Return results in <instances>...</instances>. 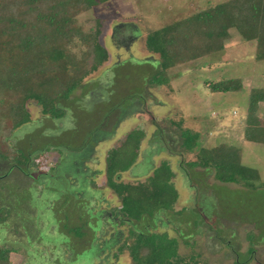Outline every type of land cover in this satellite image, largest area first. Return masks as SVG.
Here are the masks:
<instances>
[{
	"label": "rangeland",
	"instance_id": "obj_1",
	"mask_svg": "<svg viewBox=\"0 0 264 264\" xmlns=\"http://www.w3.org/2000/svg\"><path fill=\"white\" fill-rule=\"evenodd\" d=\"M11 1L24 2L0 0V15ZM223 1L226 0H109L77 16L76 30L87 31L99 25V41L108 58L85 77L69 100L60 101L68 109L60 121L43 117L42 106L35 99H29L25 103L29 122L13 128V105L18 97L0 83V206L2 211L9 207L12 212L23 206L37 208L45 223L39 231L34 223L24 224L22 229L21 223L11 219L5 230L0 229V244L11 248V264L28 262L33 257L27 253L38 250L42 251V257H53L52 250H55L56 256L70 259H76V253L83 252L76 261L67 264H135L123 246L131 241V231H157L159 226H164V232L177 238L180 255L186 259L194 258L198 264H237L238 261L264 264V188H249L231 182L217 185L212 168L207 171L200 167L187 168L186 172L182 156L184 148L179 144L178 133L185 124L199 132L198 146L210 147L226 142L240 147L242 162L257 169L260 181L264 182V144L244 140L242 136L247 94L251 87L264 86V60H255V42L246 41L234 28L230 29V36L220 50L191 60L183 57L177 61L173 56L176 62L164 69L168 84L148 85V80L159 75L161 69L159 53L148 47L155 45L149 34ZM16 13L28 24V31L39 26L26 8L20 6ZM119 24L124 25L117 28ZM129 36L132 39L127 41L126 49L123 39ZM2 37L0 34V44L13 45L12 37ZM81 47L73 49L76 56L83 51ZM2 59L7 60L5 53ZM10 64L13 66V62ZM222 77H240L243 89L223 93L212 92L203 86L206 79ZM89 89L93 93L87 96ZM135 93H142L147 101L140 103L136 110L143 112L137 119L138 125L148 131L156 127L153 137H160L152 151H147L152 138L146 141V154H178L175 159L177 171L173 176L179 188V200L173 208L155 213L146 220H129L120 214L121 199L111 190L105 173L101 172L99 174L104 175H99L91 188L112 202H106V205L100 201L86 181L95 179L91 174L93 170L83 164L87 154L76 149L78 145L89 148L90 141L97 142L106 137L101 125L107 115L110 112L108 120L111 123L107 120L105 127L110 129L129 113L122 106L117 113V106ZM160 106L165 111L157 112ZM257 114L264 117V101L259 104ZM169 120L175 123L181 120L182 126L169 124ZM132 125L136 126L129 121L123 129ZM119 140L107 143L99 152L106 154L107 148L116 146ZM60 149L65 152L63 158L58 152ZM21 153L29 159H23L19 156ZM196 153L194 149L186 159H196ZM97 167L102 169L101 164ZM42 171L48 172L47 177L38 175ZM197 182L200 191L204 189L203 184L206 186L205 192L200 194L193 189L195 193L190 194H196V197L191 198L189 187L195 183L197 188ZM89 202L94 205L93 211L86 205ZM19 213L21 211L16 213L17 217ZM109 213L114 214L111 219ZM192 223L200 232L193 230L197 226ZM76 226L81 228L82 236L72 232ZM204 227H207L205 231ZM193 235L192 244L186 237ZM249 237L254 243V251L250 254L247 252ZM105 241L111 245L104 247ZM55 245L59 249L56 250Z\"/></svg>",
	"mask_w": 264,
	"mask_h": 264
},
{
	"label": "trees",
	"instance_id": "obj_2",
	"mask_svg": "<svg viewBox=\"0 0 264 264\" xmlns=\"http://www.w3.org/2000/svg\"><path fill=\"white\" fill-rule=\"evenodd\" d=\"M107 1L109 0H24L21 3L11 1L3 8L0 34L4 36L3 39L12 37L13 45L0 44V83L18 97L13 105V128L29 122L25 106L29 99H35L42 106V113L53 118L63 117L65 110L58 102L68 99L85 77L107 60V51L99 41V25L87 31L76 30L74 26L77 16ZM20 6L34 15L39 25L36 29L33 27L28 31V24L18 17L16 10ZM233 28L246 41L255 42V60H264V0H226L211 4L149 34V39L155 45L150 44L148 47L159 53L161 69L159 75L148 81L153 85H167L168 77L164 69L176 62L172 59L173 56L176 60H183V57L191 60L213 50H220L230 36L229 30ZM78 46H82L83 51H79V56H76L73 49ZM4 53L7 60L2 59ZM203 86L212 92L223 93L243 89L240 77L206 79ZM247 101L243 139L264 144V117L257 114L259 104L264 101V86L251 87ZM142 135L141 130L131 131L125 141L109 150L107 155V184L121 199V207L118 209L120 214L129 220H140L143 215L152 216L155 211L171 209L178 196L171 182L174 173L167 160L161 161L144 182L131 184L113 179L135 162L136 149ZM179 137L184 150L191 151L199 145V132L190 128L181 129ZM196 152V160L189 163L190 167L212 168L215 178L221 182L264 188L257 169L242 162L240 147L220 142L210 147L201 145ZM19 156L29 159L23 153ZM38 175L47 177L48 172L42 171ZM94 193L106 204L104 195L99 196L98 190ZM93 204L96 205L97 202L94 201ZM93 204H86L90 211H93ZM17 208L21 211L18 217V211L12 212L9 207L2 211L0 206V229L5 230L11 219L21 223L22 229L27 223H34L39 231L42 229L45 223L37 208ZM107 215L109 219L112 218L110 213ZM100 220L102 223V219ZM132 231L131 241L123 246L135 264H198L194 258L186 259L179 254L176 237H171L166 232ZM72 232L76 236L83 235L81 228L77 226ZM102 245L110 246L111 243L105 241ZM58 246H54L56 250L59 249ZM52 251L53 257H42L43 253L39 250L28 252L33 258L28 262L24 261V264H67L76 261L78 255L83 253L80 251L76 253V259H70L59 254L56 256V251ZM253 251L250 239L247 252L250 254ZM10 252V247L0 244V264H11ZM39 255L41 257H36ZM237 264L249 263L238 261Z\"/></svg>",
	"mask_w": 264,
	"mask_h": 264
},
{
	"label": "crops",
	"instance_id": "obj_3",
	"mask_svg": "<svg viewBox=\"0 0 264 264\" xmlns=\"http://www.w3.org/2000/svg\"><path fill=\"white\" fill-rule=\"evenodd\" d=\"M148 85H153V84H151L149 81H148ZM92 85V84H91ZM90 86V85H89ZM142 90H144L143 91V94L145 93V85H144V87H142ZM93 92H90V89H89V91H88V94H87V96H90L91 94H92ZM71 98V95H70V97L68 98V99H66V100H69ZM61 101V100H60ZM60 101L58 102V104L60 105V106H62L61 105V103H60ZM148 102H150V100L148 101ZM140 103L142 104V103H147V101H145L144 100V98H143V96H142V93H135L133 96H131V97H128V99H126V100H124V101H122L121 102V104L120 105H118L117 106V108H118V110H117V113H120V111H119V107L120 106H122L124 109H127V111H129V113L127 112V114H126V116H125V118H123V119H121L120 121H117L116 123H114V124H117L116 126H115V130H113V127H114V124H110L111 122L108 120L109 118H110V116L111 115H109L110 114V112H109V114L107 115V118H106V121L108 120L110 123H109V126L111 125L112 127H110V129H108V128H106L105 126L107 125V123H106V121L101 125V127H102V130L103 131H106V133H107V135H106V137H104V138H101V139H99V140H97V142H92V141H90V143H91V147H89V148H87V147H84V148H81V147H83V146H81V147H79V145L76 147V149H77V151H84V152H86V156L85 157H83V158H85L84 159V161H83V164L84 165H86V166H88V167H90L91 169L90 170H93V172L91 171V174L95 177V179L94 180H90V179H86V181L88 182V183H90V189L93 191V192H95L96 190H95V188H91L92 186H91V184H93V182H95L96 183V179H97V177L99 176V175H104V174H99L100 172L101 173H105V177H107L106 176V167H107V155H108V152H109V150H111V149H113V148H116V147H118V146H120L124 141H125V139L127 138V136H128V134L131 132V131H133V130H141V131H143V135H142V137L140 138V140H139V143H138V147H137V149H136V151H137V156H136V160H135V162L132 164V166L129 168V169H127V170H125V171H121V172H119L118 174H116L115 175V177L113 178L114 180H116V181H121V182H123V183H131V184H135V183H138V182H144L145 181V179L149 176V175H151L152 174V171H153V169L154 168H156L157 166H159V164L161 163V161H163V160H167L168 162H169V164L171 165V169H172V171H173V173H174V175H176V171H177V168H176V163H175V159H177V157H178V154H177V152H165L166 153V155H164V154H158V155H156L155 154V152H151V154H149V153H147L146 154V148H145V144H146V141H148L149 142V139L150 138H152L151 139V143H149L150 145H149V147L147 148L148 150L147 151H152V150H154L155 149V145L154 144H158V141L160 140V137H156V136H154L153 137V135H154V133L153 132H155V130H156V127H154V128H149V131L148 130H146V127L145 128H142V127H140L138 124L140 123V121L139 120H137V119H139V116H140V114L141 113H143V112H140V111H138V112H136V110H138L137 108H138V105H140ZM132 104V106L134 107L133 109H130L129 108V106ZM137 105V106H136ZM63 107V106H62ZM64 108V107H63ZM159 108V107H158ZM157 109V108H156ZM64 110H65V114H64V116H66L67 115V108H64ZM113 111V109L111 110V112ZM135 111V112H134ZM161 111H165V108L164 107H162V106H160V109H158V111L157 112H161ZM135 113V114H134ZM42 115H43V117L44 116H47V117H49V118H51L52 120H58V121H60V120H62L63 118H64V116L63 117H59V118H53L51 115H49V114H44V113H42ZM71 115L73 116V114H72V112H71ZM146 115V114H145ZM167 119V118H166ZM169 119H171V116H170V118ZM118 120V119H117ZM123 120V122H121ZM145 119H144V117H142V121H144ZM131 122V123H135L136 124V126H131L130 128H127V129H123L124 128V126L127 124V122ZM181 122V120H179L178 121V123H175V122H172V120H169V124H172V125H174V124H178V126L179 125H181V124H179ZM47 123H50V122H47ZM182 126V125H181ZM180 126V127H181ZM97 127V126H96ZM96 127H94V128H96ZM184 128H190V129H192L193 131H196L193 127H189V126H187V125H185L184 124V126H182L181 128H180V130L181 129H184ZM91 130H92V128H91ZM161 132H164L163 130L161 131ZM153 133V134H152ZM179 134H180V131L178 132ZM169 134H170V132H169ZM242 136H243V134H242ZM117 138H119L120 140H119V143L116 145V146H111V147H108L107 148V152H106V154L104 153H101V151L99 152V149H102L103 147H106V145H107V143H112L115 139H117ZM156 142V143H155ZM85 143V142H84ZM83 143V144H84ZM181 141L179 142V144H180V146H181ZM79 144H82V142H80ZM87 144V143H86ZM217 144V143H216ZM99 145H100V147H99ZM182 147V146H181ZM199 147V146H198ZM198 147H196V148H194V149H196V151H197V148ZM83 149V150H82ZM194 149H192L191 151H188V150H184L183 151V153H182V156H183V158L185 159V160H183V162H184V166H185V168L187 169V168H198V167H200V166H196V167H190L189 166V163L191 162V161H194V160H196V159H194V157H192V158H190L189 157V159H186V155H188L190 152H193L194 151ZM59 153H60V156H61V158H63L64 157V154H65V152L62 150V149H60L59 151H58ZM76 153V150H74V154ZM99 153H100V155H99ZM149 154V155H148ZM80 155V154H79ZM164 155V156H163ZM77 156H78V154H77ZM76 160H78V158L76 157ZM79 160H83V159H79ZM99 164H101L102 165V169H98V165ZM148 165H150V167L151 168H148ZM83 168H85L86 169V167L85 166H82ZM200 168H203V167H200ZM203 169H205V171H207V169H209V168H203ZM88 170V169H87ZM188 171V169L186 170V172ZM192 174V173H191ZM121 176H123L125 179L124 180H122L121 178H119V177H121ZM189 176H190V179H192L193 177L189 174ZM195 176H197V175H195ZM213 178H214V180H215V184H217V185H219V184H221V181H219V180H217L216 178H215V176H213ZM107 179V178H106ZM119 179V180H118ZM196 179V178H195ZM197 180H198V176H197ZM196 180V181H197ZM171 182L173 183V185H174V187H175V189H176V191H177V194H178V196H177V200L175 201V203L174 204H176L177 202H178V200H179V197H180V192H179V188L176 186V183H175V180H174V176H172V178H171ZM195 184V183H194ZM194 184H192V185H190V187H189V191H188V195H191L190 193L191 192H193V193H195L194 192V190L193 189H196V191H199L200 192V194H201V192H202V194H204V192H205V187L206 186H204V184L203 183H201V184H203L202 185V187H204V189H202L201 191H200V187H199V182H197V188H196V186L194 185ZM243 186V185H242ZM96 187V186H95ZM111 190L114 192V194L116 195V196H118L117 195V193L111 188ZM192 193V194H193ZM112 195H113V193H112ZM119 197V196H118ZM196 197V194L195 195H191V198H195ZM107 202L108 203H110V202H112V201H109V200H107ZM120 207H121V205H120ZM119 207V208H120ZM192 207H194V206H192ZM168 210V209H167ZM161 211H165V210H159V211H155V213H158V212H161ZM154 213V214H155ZM154 214L152 215V216H148V215H143L142 216V218L141 219H143V220H146V218L147 217H153L154 216ZM140 219V220H141ZM154 220H156L155 218H154ZM193 224V226L194 227H196L197 225H194V223H192ZM162 227H164V226H159L158 228H157V231H151V232H159V233H164V231H163V229L165 228H162ZM146 228V227H145ZM205 229H207V227L205 228L204 227V231H205ZM145 230H147V228L145 229ZM193 230H196V231H198V232H200L199 230V227L197 226V229H193ZM147 232H149V231H147ZM193 233V232H192ZM168 234V233H167ZM169 235V234H168ZM169 236H171V235H169ZM171 237H175V236H171ZM187 239H191L192 238V240H193V238H194V235H193V237H186ZM250 238V237H249ZM251 239V238H250ZM192 240H190V242L192 241ZM178 241V240H177ZM194 241V240H193ZM193 241L191 242L192 244H193ZM188 244V243H187ZM250 244V243H249ZM178 246H179V244H178ZM253 246H254V243H253ZM178 252H179V248H178Z\"/></svg>",
	"mask_w": 264,
	"mask_h": 264
},
{
	"label": "flooded vegetation",
	"instance_id": "obj_4",
	"mask_svg": "<svg viewBox=\"0 0 264 264\" xmlns=\"http://www.w3.org/2000/svg\"><path fill=\"white\" fill-rule=\"evenodd\" d=\"M124 24H119L118 26H117V28H120L121 26H123ZM123 39V38H122ZM132 39V36H129V37H126V39L124 38L123 39V41H124V45H125V47H126V49H127V41H129V40H131ZM137 106V105H136ZM129 108L130 109H133L134 107L132 106V104L129 106ZM127 110V109H126ZM140 112H142V111H140Z\"/></svg>",
	"mask_w": 264,
	"mask_h": 264
}]
</instances>
